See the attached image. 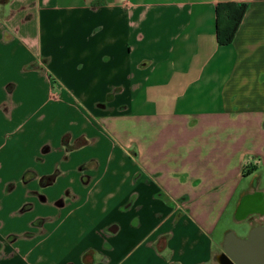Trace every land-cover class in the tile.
<instances>
[{"label":"crops","instance_id":"1","mask_svg":"<svg viewBox=\"0 0 264 264\" xmlns=\"http://www.w3.org/2000/svg\"><path fill=\"white\" fill-rule=\"evenodd\" d=\"M0 7V264H217L231 206L264 204V0Z\"/></svg>","mask_w":264,"mask_h":264},{"label":"water","instance_id":"2","mask_svg":"<svg viewBox=\"0 0 264 264\" xmlns=\"http://www.w3.org/2000/svg\"><path fill=\"white\" fill-rule=\"evenodd\" d=\"M221 247L214 256L217 264H264V224L252 227L244 237L227 230Z\"/></svg>","mask_w":264,"mask_h":264},{"label":"trees","instance_id":"3","mask_svg":"<svg viewBox=\"0 0 264 264\" xmlns=\"http://www.w3.org/2000/svg\"><path fill=\"white\" fill-rule=\"evenodd\" d=\"M6 1L0 0V4ZM245 11L244 3L221 2L215 5V40L218 45L226 46L232 42ZM34 66V64H28L26 68Z\"/></svg>","mask_w":264,"mask_h":264},{"label":"rangeland","instance_id":"4","mask_svg":"<svg viewBox=\"0 0 264 264\" xmlns=\"http://www.w3.org/2000/svg\"><path fill=\"white\" fill-rule=\"evenodd\" d=\"M2 8L0 7V16H2ZM28 94L29 93H26V94H24V93H22V91H18L15 95H13V97H12V99H16V98H18V96H19V98L18 99H20V96H21V98L22 99H24V96L26 97V99H27V101H29L28 100ZM32 108H34V105L32 104L31 105V109ZM29 110V111H32V110ZM27 131H29V129L27 130ZM47 132H50L51 133V131H47ZM12 141V140H11ZM31 143H33V139H26L24 142H23V144H22V149H24V147H25V149H27V150H29L30 149V147H31ZM12 147V146H11ZM21 147V146H20ZM14 148H17V145H16V147H14ZM11 155L12 156H16V155H18V154H15L14 152H12L11 153ZM52 157V156H51ZM37 160V159H36ZM34 163H36V161H34ZM258 173L259 174H262L263 175V179H264V168H258ZM263 183L264 182H262V184H261V186H263ZM234 207H232L231 206V208L228 210V212L226 213V215H225V217H226V220H223L222 222H221V224H220V226H219V230H218V232H216L215 233V237L217 238V239H220V237H221V232H222V230H224V229H229V228H231L232 230H234L235 231V233H236V235H238V236H240V237H242L243 235H246V233H247V231L248 230H246V226L245 225H240V224H235V223H233V221H234V217H235V212H236V207H235V209H233Z\"/></svg>","mask_w":264,"mask_h":264},{"label":"flooded vegetation","instance_id":"5","mask_svg":"<svg viewBox=\"0 0 264 264\" xmlns=\"http://www.w3.org/2000/svg\"><path fill=\"white\" fill-rule=\"evenodd\" d=\"M258 193L244 194L236 207L237 218H249L254 215H264V204L259 202Z\"/></svg>","mask_w":264,"mask_h":264}]
</instances>
